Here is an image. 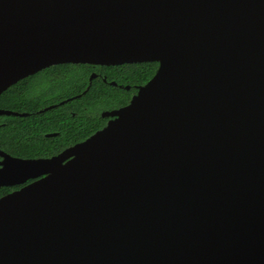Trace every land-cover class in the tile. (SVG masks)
Listing matches in <instances>:
<instances>
[{"label": "water", "instance_id": "water-1", "mask_svg": "<svg viewBox=\"0 0 264 264\" xmlns=\"http://www.w3.org/2000/svg\"><path fill=\"white\" fill-rule=\"evenodd\" d=\"M144 61L86 140L6 155L0 186L45 175L0 198V264H264V0H0V94Z\"/></svg>", "mask_w": 264, "mask_h": 264}, {"label": "flooded vegetation", "instance_id": "flooded-vegetation-1", "mask_svg": "<svg viewBox=\"0 0 264 264\" xmlns=\"http://www.w3.org/2000/svg\"><path fill=\"white\" fill-rule=\"evenodd\" d=\"M146 62L156 61L109 65L55 63L9 85L0 94V109L11 111L10 114L0 113V168L4 166L2 161L6 155L22 159L54 157L104 127L114 118L105 113L128 104L140 86L154 75L140 82L138 77L126 78L124 67L145 66ZM113 70L115 77L109 78L108 71ZM96 82L115 89L106 107H90L86 101L78 102ZM96 125L101 126L92 131ZM44 175L1 185L6 192L0 198Z\"/></svg>", "mask_w": 264, "mask_h": 264}, {"label": "trees", "instance_id": "trees-1", "mask_svg": "<svg viewBox=\"0 0 264 264\" xmlns=\"http://www.w3.org/2000/svg\"><path fill=\"white\" fill-rule=\"evenodd\" d=\"M158 66L157 62H146L145 66H133L129 67L125 66L124 69L127 72L126 78H135L138 77L140 82H146L155 72ZM109 78L115 77L116 71H108ZM82 88V87H81ZM115 89L111 86H99L96 82L94 87L89 91V93L84 97V99H80L78 102L86 101L88 106H107L112 96L115 94ZM113 99V98H112ZM127 101V99H126ZM125 101V102H126ZM3 102V100H2ZM105 106V107H106ZM101 125H96L92 131L98 129ZM6 191L3 188H0V196L3 195Z\"/></svg>", "mask_w": 264, "mask_h": 264}]
</instances>
